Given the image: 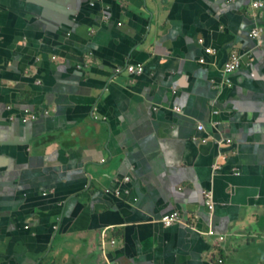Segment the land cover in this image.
<instances>
[{
	"label": "crops",
	"instance_id": "obj_1",
	"mask_svg": "<svg viewBox=\"0 0 264 264\" xmlns=\"http://www.w3.org/2000/svg\"><path fill=\"white\" fill-rule=\"evenodd\" d=\"M254 2L0 0V264H264V47L216 88Z\"/></svg>",
	"mask_w": 264,
	"mask_h": 264
},
{
	"label": "built area",
	"instance_id": "obj_2",
	"mask_svg": "<svg viewBox=\"0 0 264 264\" xmlns=\"http://www.w3.org/2000/svg\"><path fill=\"white\" fill-rule=\"evenodd\" d=\"M261 5H262V3L260 1H256L253 3L254 8H259ZM260 34H261V29L255 28L250 32L249 35L253 39H259ZM206 53L207 54H214L215 50L211 49V48H207ZM245 56L246 55L243 53L241 54V53L232 51L229 55L228 60L225 62L224 66H223L224 75L227 76V75L232 74V73L236 72L237 70H239L241 68L242 64L244 63L243 58ZM199 63L204 64L205 59L201 58L199 60ZM127 71L131 75H137L138 76V74L143 73L144 68L142 65H137V66L131 65V66H128ZM230 84L231 83H230L229 79L227 77H224L223 81H221V84L219 85V90L223 89L225 86H230ZM175 111H176V113H180L179 108H175ZM219 113H220L219 110L216 108H214L212 111V114L214 116H218ZM35 117H36L35 114H31V113L29 114V112H26L25 116L23 117V121L27 122L28 120L35 119ZM211 126L214 130L217 131L219 123L213 122ZM197 131L199 133H204L205 129L202 125H199L197 127ZM193 141L196 143H200L202 145H205V144H207V142H209V138H203V139L193 138ZM216 143H217V146H219L220 148L230 147L232 145V141L230 139L224 138L223 136H221V138ZM214 168L218 169V165H215ZM116 196L120 197L121 193L117 192ZM203 198H204V203H205L207 209L209 210V212H213L214 211V201H213L212 192H205L203 195ZM160 223L163 225L164 228H171L175 225H180V226L185 225L187 227H190V228L198 231L194 225L192 226V225H189V224H186L185 222H183L182 215L179 212H172L170 214L163 216L160 220ZM199 233L201 234V232H199ZM206 235L208 237L215 238L217 245H221L222 243H224L225 238H226V236L218 235L212 229H210ZM113 244H114V242H112V245ZM217 264H224V262L222 259H220V260H218Z\"/></svg>",
	"mask_w": 264,
	"mask_h": 264
},
{
	"label": "water",
	"instance_id": "obj_3",
	"mask_svg": "<svg viewBox=\"0 0 264 264\" xmlns=\"http://www.w3.org/2000/svg\"><path fill=\"white\" fill-rule=\"evenodd\" d=\"M254 1H260L261 3H262V5L258 8V10L259 11H257L256 13L257 14H253L252 13V11H250V18H252V20H253V22H254V25H253V29H255V28H259V29H261V34H260V38L259 39H253V38H251L253 41H254V44L251 46V47H249V48H246L245 50H244V52H243V54H245L246 56L243 58V62L245 61V64H246V66H248V67H250L251 66V64H252V62H253V58H254V50H256V49H258V48H263L264 47V37H263V35H264V25H263V22H262V20H263V11H264V2H263V0H254ZM253 29H251V31L253 30ZM250 31V32H251ZM68 35H69V32L67 33ZM242 54V53H241ZM201 58H199L198 59V63H199V60H200ZM247 63L249 64V65H247ZM200 65H203V64H201V63H199ZM138 65H142V64H138ZM131 66V65H130ZM134 66H137V65H134ZM144 68V70H145V67H143ZM240 70V69H239ZM238 71V70H237ZM236 71V72H237ZM128 72V71H127ZM143 73H144V71H143ZM142 73V74H143ZM222 74H223V76H222V78L223 77H227L228 79H229V81H230V83L232 82V75L235 73H232V74H229V75H224V73L223 72H221ZM142 74H138V76L137 75H132V76H134V77H140V75H142ZM131 75V74H130ZM216 88H217V90H219V84H217V86H216ZM47 106L45 107H42V109L40 108V110H41V115L42 116H44V115H48V110H47ZM175 108H178V107H174V109H173V111H175ZM28 111L29 113H33V111L30 109V108H26L25 109V111ZM26 113V112H25ZM180 114V113H179ZM22 120V122L23 123H25V124H28V123H30L31 121L33 122L34 121V119H32V120H28L27 122H24L23 121V118L21 119ZM28 134V133H27ZM26 134V135H27ZM28 144H29V142H28ZM217 170V169H216ZM216 170H213L214 172L216 171ZM121 183L123 184V185H126L125 186V188H123V190L122 189H106L105 190V195H113L115 198H120V197H123L124 196V194H128V192H130V190L128 189V186L127 185H129V183H131V178L130 177H128V176H124V177H122V179H121ZM117 192H120L121 193V196L120 197H117L116 196V193ZM208 192H212V191H208ZM123 194V195H122ZM204 195V194H203ZM183 228H186V229H188V230H191L192 232H194V233H197V234H199L200 235V233H199V231H196V230H194V229H192V228H190V227H187V226H185V225H183L182 226Z\"/></svg>",
	"mask_w": 264,
	"mask_h": 264
},
{
	"label": "flooded vegetation",
	"instance_id": "obj_4",
	"mask_svg": "<svg viewBox=\"0 0 264 264\" xmlns=\"http://www.w3.org/2000/svg\"><path fill=\"white\" fill-rule=\"evenodd\" d=\"M30 114V113H29Z\"/></svg>",
	"mask_w": 264,
	"mask_h": 264
}]
</instances>
